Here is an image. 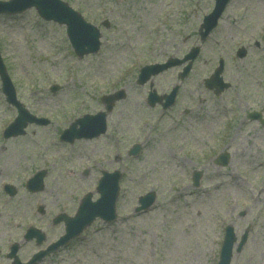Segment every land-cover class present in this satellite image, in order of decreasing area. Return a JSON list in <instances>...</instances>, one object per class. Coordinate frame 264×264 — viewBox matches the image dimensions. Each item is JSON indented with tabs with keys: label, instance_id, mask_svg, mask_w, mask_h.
Instances as JSON below:
<instances>
[{
	"label": "rangeland",
	"instance_id": "1",
	"mask_svg": "<svg viewBox=\"0 0 264 264\" xmlns=\"http://www.w3.org/2000/svg\"><path fill=\"white\" fill-rule=\"evenodd\" d=\"M63 1L99 28L97 54L78 58L64 27L43 21L34 9L0 14V55L16 97L49 120L27 126L22 136L0 138V186L9 181L16 189L11 197L0 193V264H10L12 244L25 262L61 236L64 225L53 218L71 216L87 193L95 200L96 178L113 169L123 174L117 221L96 222L37 264H217L227 226L237 240L248 234L231 264H264V124L248 118L258 111L264 119V0H230L204 41L198 29L214 0ZM196 46L176 105L149 108L148 89L163 94L181 67L152 78L151 88L137 84L138 68L181 59ZM240 48L243 57L236 55ZM219 59L230 86L214 95L204 81ZM115 90L125 96L107 114L104 135L58 140L75 118L104 110L101 98ZM15 116L0 94V132ZM134 142L141 151L132 159L127 151ZM224 152L229 160L222 167L216 160ZM39 167L46 170L43 189L30 193L22 183ZM193 170L201 174L197 188L189 180ZM152 191V206L136 212L138 197ZM29 226L41 230L45 242L25 240Z\"/></svg>",
	"mask_w": 264,
	"mask_h": 264
},
{
	"label": "water",
	"instance_id": "2",
	"mask_svg": "<svg viewBox=\"0 0 264 264\" xmlns=\"http://www.w3.org/2000/svg\"><path fill=\"white\" fill-rule=\"evenodd\" d=\"M14 1V0H13ZM55 2V0H53ZM52 0H27V2L23 5L20 6L17 9L11 10V12H20L23 9L29 8L31 6H35L40 13V15L46 19V20H56L60 23H64L67 26V33L69 36V39L76 51V53L81 56L84 53H90V52H95L97 51L99 47V32L95 27H92L91 25L85 23L82 18L78 15H75L71 10L65 6V4L59 2L54 4ZM227 0H217V5L216 9L214 12H212L209 16H207L204 19V25L203 27L205 28V32L202 33V36H206L211 28H213L216 25L217 19L220 15L221 12V7ZM54 8V9H53ZM194 54V53H193ZM193 54L185 56L186 58L193 59L194 56ZM195 55V54H194ZM183 61V60H182ZM182 61H170L167 65H172L174 63H182ZM167 65L163 66H147L141 69V74L139 75L140 82L143 83L149 76L150 74H155L158 71L162 70L165 68ZM191 64H188L184 69H183V75H185ZM222 71V64L220 63V66L216 69L213 77L211 80L207 81L208 86H212L213 83H216V81H220L221 79L219 78V74ZM117 97H119L117 95ZM150 103H153V100L150 99ZM108 108L110 107V104L107 106ZM23 115L20 116L21 120L20 125H22V122L27 120L26 118H22ZM256 115H253L255 117ZM103 118L104 115H99V116H94V117H85L79 121H77L76 124L80 125L79 129H75V125L72 126L69 132H75L77 137H87L91 138L93 136H97L99 133H102L104 131V126H103ZM67 131V132H68ZM109 178H112V176H105V179L102 180V182H106V179L108 180ZM113 184L108 186V191H106L102 185H100L99 190L102 192V199L100 200L98 206H100V212H94L91 214L87 219H77L76 223L78 224V227L81 228L83 225L87 223L93 216L95 215H101L105 217V219H110V216L107 215L104 211L105 203L107 200H109V203L111 204L113 201V197L115 194V184L116 180H112ZM110 193V197H109ZM69 235H72L70 231L68 230V235L64 238H68ZM41 238V237H40ZM63 239V240H64ZM60 242L56 243L53 247L57 246ZM49 248H52L49 247ZM49 248L45 252H41L33 257V259L30 261L32 263L34 260L42 257L44 254L49 252ZM231 245L228 242V240H225L222 253H221V259H220V264H228L229 262V252H230Z\"/></svg>",
	"mask_w": 264,
	"mask_h": 264
}]
</instances>
